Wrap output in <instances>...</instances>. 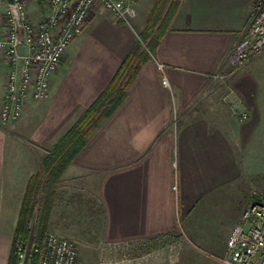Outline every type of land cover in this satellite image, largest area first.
<instances>
[{"label": "crops", "instance_id": "crops-1", "mask_svg": "<svg viewBox=\"0 0 264 264\" xmlns=\"http://www.w3.org/2000/svg\"><path fill=\"white\" fill-rule=\"evenodd\" d=\"M121 1L132 9L136 3ZM6 2L0 0V37ZM254 2L163 1L159 46L123 102L65 169L54 206L63 196L75 200L91 194L99 208L100 238L108 247L168 239L179 220L206 208L222 221L235 205L237 155L254 140L264 142V52L237 71L230 63ZM97 7L50 77L48 98H28L17 123H0V264H7L28 179L105 89L136 42L132 19L129 25L116 22ZM76 40L83 45L69 60ZM83 64L80 83L70 84ZM7 69L0 56V106ZM232 105L247 119L239 122ZM240 223L214 240V252L226 254V242Z\"/></svg>", "mask_w": 264, "mask_h": 264}, {"label": "built area", "instance_id": "built-area-1", "mask_svg": "<svg viewBox=\"0 0 264 264\" xmlns=\"http://www.w3.org/2000/svg\"><path fill=\"white\" fill-rule=\"evenodd\" d=\"M96 6L109 12L116 22L127 25L135 16V11L121 0H49L45 16L38 22H32L24 0L6 2L0 56L7 62L8 69L0 106V123H16L28 98L34 101L47 98L50 77L60 68L67 47L81 35L89 14ZM263 50L264 0H255L249 25L235 46L230 62L242 66L251 56L259 55ZM159 68L162 70L161 65ZM161 83L164 87L168 86L164 76ZM235 117L241 122L248 116L242 112ZM241 222L226 242V256L216 260L219 264H264V196L244 210ZM30 249L29 244L17 243L19 264H26ZM32 251L38 254L37 264H76L74 243L52 232H47Z\"/></svg>", "mask_w": 264, "mask_h": 264}, {"label": "rangeland", "instance_id": "rangeland-1", "mask_svg": "<svg viewBox=\"0 0 264 264\" xmlns=\"http://www.w3.org/2000/svg\"><path fill=\"white\" fill-rule=\"evenodd\" d=\"M48 1L49 0H44V4L39 6L34 0H24L29 18L32 22H38L45 16L48 11ZM135 1L136 3L132 4L135 17L132 18L131 26H134L133 28L135 29L137 40L138 36L143 37L145 22L150 12L153 10L158 11L164 0ZM124 4L127 5L125 2ZM96 8L98 7L96 6L93 12L96 11ZM92 14H89L88 21ZM134 21L141 22L142 24L140 26L134 25ZM80 45L81 43H79L78 40L70 45L69 60L73 57L74 50L80 47ZM143 50H145V47ZM259 55L251 56L239 67L231 64L232 71L243 68L251 58ZM64 59L65 55L63 61ZM81 60L84 59L82 58ZM84 70V64L77 66L74 74L70 76L69 83L73 85L80 83ZM220 79H222V77H220ZM48 95L49 90L47 98ZM232 106L235 111V114L233 113L234 116L238 113H242L238 106ZM66 133L67 131L63 136ZM63 136H61V138ZM237 156L239 178L235 184V205L229 208V213L223 215L222 221L220 222H218L219 216L215 215L213 208H206L203 209L202 213H198L197 215L193 214L179 220L176 233L168 239L156 240L144 246L129 244L122 247H108L100 238L99 231L101 223L98 205L91 194L85 193L84 198L75 200H68V198L64 196L61 197V201H59L60 206H53L51 210L49 228L46 233H55L74 243L77 252L76 264H219L216 259H223L226 254H217L214 252L212 248L214 240L216 242L223 237L234 223L237 224L238 221H242V213L244 210L253 201L264 196V142L254 140L248 143L247 147H245L242 152H239ZM58 185L59 184H57V187ZM247 198H250V200L249 203L245 205ZM36 214L37 213L34 214L29 224L30 239L33 234L32 230L34 228ZM240 224H242V222ZM215 251L218 250L216 249ZM224 253H226V249Z\"/></svg>", "mask_w": 264, "mask_h": 264}, {"label": "trees", "instance_id": "trees-1", "mask_svg": "<svg viewBox=\"0 0 264 264\" xmlns=\"http://www.w3.org/2000/svg\"><path fill=\"white\" fill-rule=\"evenodd\" d=\"M34 1L39 6L44 4V0ZM159 10L150 12L145 23L143 37L138 36L134 46L123 59L108 85L53 146L43 158L37 172L28 179L12 235L7 264H19L17 254L19 241L25 246L28 244L31 246L26 263L37 264L38 254L34 253L32 248L41 242L49 228V219L57 197L56 187L59 179L74 157L86 145L88 138L123 102L129 86L136 78L141 66L159 46L162 32ZM144 47L145 50H143ZM35 213H37L36 220L30 239L29 224Z\"/></svg>", "mask_w": 264, "mask_h": 264}]
</instances>
